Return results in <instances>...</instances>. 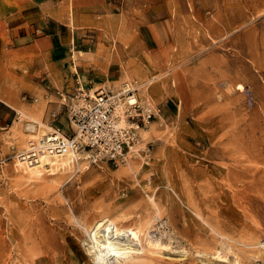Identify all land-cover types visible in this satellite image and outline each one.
Segmentation results:
<instances>
[{"label": "rangeland", "instance_id": "obj_1", "mask_svg": "<svg viewBox=\"0 0 264 264\" xmlns=\"http://www.w3.org/2000/svg\"><path fill=\"white\" fill-rule=\"evenodd\" d=\"M120 7L121 28H95L88 33L92 50L79 56L101 78L90 87L117 91L127 83L153 116L118 162H96L78 151L75 162L73 154L48 158L50 166L43 163L32 178L16 154L52 126L37 104L42 96L7 81L18 104L0 136V264H98L84 225L102 217L123 227L143 229L148 221L162 227L152 239L172 242L152 254L160 263L148 264H236L233 251L221 259L194 251L189 238L197 216L189 203L219 213L224 223L259 220L251 245L238 244L236 252L247 264H264V0H124ZM150 21L162 28H140ZM146 35L163 44L161 52L150 49ZM160 55L163 69L154 64ZM71 60L77 66L74 54ZM55 125L69 132L67 120ZM232 174L240 178L231 180ZM236 189L250 214L230 213ZM40 234L49 249L37 254ZM106 260L123 264L114 254Z\"/></svg>", "mask_w": 264, "mask_h": 264}, {"label": "crops", "instance_id": "obj_2", "mask_svg": "<svg viewBox=\"0 0 264 264\" xmlns=\"http://www.w3.org/2000/svg\"><path fill=\"white\" fill-rule=\"evenodd\" d=\"M123 1L0 0V136L10 127L15 113L13 105L1 97L14 95L7 88L9 80L19 82L26 95L42 96L37 104L43 107L44 121L66 125L56 90H71L76 76L87 87L101 80L95 71L90 75L94 67H88L89 62L79 52L92 50V35L88 33L95 28H121ZM140 28L162 26L150 21ZM152 36L146 35V43L158 54L163 44ZM72 53L77 66L71 60ZM154 64L163 69V55L156 57ZM175 73L178 71H173L178 83Z\"/></svg>", "mask_w": 264, "mask_h": 264}, {"label": "built area", "instance_id": "obj_3", "mask_svg": "<svg viewBox=\"0 0 264 264\" xmlns=\"http://www.w3.org/2000/svg\"><path fill=\"white\" fill-rule=\"evenodd\" d=\"M56 94L69 132L51 124V131L30 140L28 146L16 154L19 160L37 165L44 157L84 151L96 162H118L137 141V128L153 116L149 108L132 102L134 89L127 83L117 91L104 86L93 89L76 76L71 90L57 89ZM121 103L127 105L124 112L118 114L117 107Z\"/></svg>", "mask_w": 264, "mask_h": 264}, {"label": "bare ground", "instance_id": "obj_4", "mask_svg": "<svg viewBox=\"0 0 264 264\" xmlns=\"http://www.w3.org/2000/svg\"><path fill=\"white\" fill-rule=\"evenodd\" d=\"M1 97H2V99H5V101H11L10 102L11 104H13V102H14V101L12 102V99H10L9 97L8 98H6L4 96H1ZM131 100H132V102H136V100L134 98H132ZM32 139H33V137H32ZM76 153H79V152L74 151V152H69V153L60 154V155H54V156H51V157H46V158L44 157V158H41V160L39 161L40 163L37 164V165H34V164L31 165L29 162L26 163V162H23L22 160H20V162L27 164L31 168L30 169L31 171H29L28 169H25V171L23 170V172H25V174H27L29 177L35 178V177H38V176H40L42 174L44 169H41L40 166L43 163L48 165V167L50 166V161L51 160H49L48 158L54 159L55 157H59V156L67 155V154H73L74 155L73 160L75 162L76 158H78V156H77L78 154H76ZM88 157H89L88 153H86L85 154V158H88ZM68 164L69 163H62L63 167H66ZM241 174H243V172ZM244 176H246V175H244ZM238 177L239 176H236L235 174L234 175L232 174V175H229L228 178H230L231 180L232 179L233 180L236 179V181H237ZM256 184H258V183H256ZM246 186H250V184L246 185ZM246 186L244 185L243 188H246ZM231 187H233V186H231ZM250 187H252V185ZM256 187L258 188V186H256ZM254 189H256V188H254ZM205 191H206V189H205ZM224 193H226V192H224ZM232 193H234V194L231 196L232 197L231 199H235L234 200L235 203L233 205H230V207H229L230 208V213L233 214L236 211H238L239 209H241V213H242V210H243V212H245L247 214H250V213H248V209H250V208H248L249 206L242 202V199H244V198H243V196H239L238 195V190L236 189ZM188 198H187V200H188ZM250 199L247 200V201L250 202ZM262 199H264V198H262ZM192 200H193V198H192ZM253 201H255V200L253 199ZM189 202H192V201H189ZM259 205H260V203H259ZM188 206L191 208V210L197 216V218L194 219V224H196L197 227L195 229V232L189 238L190 243L193 245L194 251L197 254H205L206 256L210 255V256H213V257H215L217 259H221V258H227V253L230 252V251L232 253V251H233L235 253V255H236L235 256L236 264H247V263L250 262V260H248V258H246L244 255L239 254V252H236L240 248V246H237V245L238 244L246 245V246H250L251 245L250 244L251 243L250 241H252L251 239L255 238L254 236L258 234L257 224H258L259 220L258 221L251 220L250 217H249V220L246 219V221H245V220L237 217L236 219H232L231 221H229L227 223H224L223 220H225V219H222L220 217V214L217 213V212H215V213L212 212L210 214H208V213L205 214L203 212L204 210L202 211L197 205H195L193 203L192 204L189 203ZM226 206L227 205L224 204L223 208H225ZM216 207H217V205H216ZM226 208L229 209L228 207H226ZM212 209H214V208H212ZM252 209H253V207H252ZM181 214L183 215V213H181ZM141 219H143V218H141ZM109 221H110V219L108 217H104V218L102 217V219L96 221L93 225H88V224L84 225L85 233L90 238V244H89V250L88 251L92 255H94L95 260L98 262V264H108V263H106L107 262L106 258L108 257L109 254H114L117 257H123V260H122L123 264H148L149 262L150 263H160L161 262L160 259L158 257L152 255V254L161 253L159 248L161 246L162 247L163 246L164 247H169V245L172 242L169 239H168L169 240L168 242L160 241L159 239H154V240L152 239L153 235H151V233L154 230H156L157 228L158 229L162 228L161 226H160L161 228L159 226L157 228H155L156 224L154 225L152 223V221L145 222V226H144L143 229H139L140 226L138 228H135V227H133L131 225L129 227L128 226L127 227H123V226L119 225L118 223L109 224L108 223ZM253 224H255L256 227ZM166 227L169 228V225L167 224V226L166 225L163 226V228H166ZM209 231H212L214 234L209 233ZM252 233H253V235H250ZM40 237H41V243H39L36 246V250H35L36 251L35 253H37V254L44 253L46 251V249H49L48 244L44 242L45 241L44 234H40ZM129 238H132V239H134L136 241L137 240L140 241V248L138 246H135L132 243H128L127 241H129ZM134 240H132V241H134ZM143 240H145L146 243H147L145 246L142 245V241ZM219 243H221V244H219ZM218 245H220V247ZM139 253H141V254L139 255ZM137 258L138 259L139 258L142 259V262L140 261V263L139 262L135 263ZM94 263H95V261H94Z\"/></svg>", "mask_w": 264, "mask_h": 264}]
</instances>
